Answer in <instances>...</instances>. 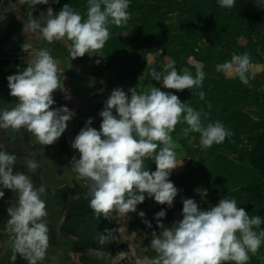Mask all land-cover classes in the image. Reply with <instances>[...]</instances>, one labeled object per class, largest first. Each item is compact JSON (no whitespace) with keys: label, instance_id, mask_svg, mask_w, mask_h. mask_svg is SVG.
Listing matches in <instances>:
<instances>
[{"label":"clouds","instance_id":"9594fccd","mask_svg":"<svg viewBox=\"0 0 264 264\" xmlns=\"http://www.w3.org/2000/svg\"><path fill=\"white\" fill-rule=\"evenodd\" d=\"M31 6L48 4L49 0H26ZM87 18L69 4L54 12L47 9L45 24L30 17L28 29L39 30L43 38L52 43L61 39L72 42V59L86 53H98L110 38L109 24L120 26L130 19L131 0H87ZM221 7L232 8L236 0H218ZM99 56H103L100 54ZM99 63V60L96 61ZM250 57L247 53L233 54L232 62L218 65L217 70L231 68L244 84L248 83ZM195 75L179 73L175 61L166 63L162 70H152L151 76L165 89L177 92L202 87L205 79L203 66L195 64ZM57 63L46 49H39L34 58L21 71L7 76L9 94L17 103L10 109H0V128H26L43 145H51L66 131L75 112L66 105L55 104L53 93L61 90ZM161 87H151L142 93H126L114 88L104 101L98 115L102 118L99 130L92 127L89 117L74 137L71 147L78 151L71 163L79 176L89 181V206L97 214L117 209L122 214L136 212L137 205L152 198L168 208L173 206L178 188L170 180L172 171L182 165L177 161L176 144L171 132L183 121L189 132L199 133L205 148L222 143L231 135L220 121L202 123V113ZM201 99L204 93H198ZM159 149V150H158ZM149 156L156 168L151 171L144 165ZM17 157L0 146V198L2 189L16 192L17 202L9 207L8 225L14 233L15 251L29 264H37L45 257L48 248V227L44 186H34L31 177L14 171ZM27 167L35 172L38 165L27 161ZM201 198L207 191H197ZM144 217L143 211L138 212ZM166 210L154 214L160 235L151 241L157 253L145 264H247L249 253L255 254L264 243V230L255 231L264 220L237 205L235 199L223 197L207 210L199 207L193 198H182V218L170 226L162 223ZM147 227L151 222L145 220ZM107 238L101 235L99 243ZM15 261L16 256L11 258Z\"/></svg>","mask_w":264,"mask_h":264},{"label":"trees","instance_id":"16d2710c","mask_svg":"<svg viewBox=\"0 0 264 264\" xmlns=\"http://www.w3.org/2000/svg\"><path fill=\"white\" fill-rule=\"evenodd\" d=\"M200 1L210 3L212 9L204 11ZM161 3L162 15L174 12L182 18L167 24L152 20ZM65 4L79 12L83 19L87 18V0H49L46 5L56 12ZM22 8L26 11L31 4L25 0ZM143 16L145 18L139 23L129 19L120 26L109 24L110 38L90 59L96 65L98 77H105L109 85L114 81H122L129 87L146 83L150 77L147 71L162 70L148 65V54L156 47L162 50L161 56L175 61L181 74L186 68L195 75L194 62L202 65L205 79L202 87L196 89L198 92L188 89L167 92L176 94L182 102L200 111L202 123L220 121L231 135L199 155L179 179L184 192L177 197L206 190L211 194V206L223 197L235 199L250 217L259 215L264 220V119L253 117L248 109L250 104L259 103L261 83L249 70L247 84L242 83L233 70L229 74V68L217 70L218 65L231 63L233 54L243 53L258 60L264 70V42L253 35L257 28L264 34V0H236L232 8L221 7L218 0H155ZM176 26L181 27L183 33L169 35ZM199 34L208 36L209 43L199 46L195 40ZM238 40H242V44ZM153 86L161 87V84L152 80L150 87ZM201 91L205 95L203 99L198 95ZM191 133L195 141H199L200 134ZM59 140L62 148L66 146L64 136ZM228 141H232L228 147L233 157L223 153ZM254 230L258 233L264 230V223ZM251 258L254 262L250 264H264V243Z\"/></svg>","mask_w":264,"mask_h":264},{"label":"crops","instance_id":"0c3cea01","mask_svg":"<svg viewBox=\"0 0 264 264\" xmlns=\"http://www.w3.org/2000/svg\"><path fill=\"white\" fill-rule=\"evenodd\" d=\"M0 44L14 51H21L24 67L30 64L34 53L43 48L49 51L60 70L61 90L53 93L55 104L52 107L66 105L75 112L65 131L70 138L69 144L62 148L60 140L51 145L39 143L26 128H0V146L17 157L14 171L23 172L31 177L36 187L44 186L42 199L46 204L48 227V248L45 257L37 264H118L114 260L118 250L125 249L134 264H145L157 253L151 247V230L160 235L154 214L162 208L166 216L162 223L170 226L182 218V199L175 197L173 206L168 208L146 197L137 205L136 212L126 215L115 210L117 225L108 226L102 216L89 206L81 181L74 170L71 160L79 158L77 150L71 147L72 140L84 126L85 121L93 118L92 127L99 130L102 118L98 115L104 101L110 95L107 81L92 75L85 63L71 56H60L55 47L46 41L39 30L28 29V19L10 13V7L16 0H0ZM11 66L0 62V109H10L17 103L9 94L7 76L17 73ZM33 160L38 167L32 172L27 161ZM0 198V264H29V261L17 253L14 248L15 237L8 225L9 207L17 202V193L2 189ZM143 211L144 217L138 212ZM151 222L152 227L144 221ZM101 235L106 236L104 244L99 243ZM15 255L16 259L11 258Z\"/></svg>","mask_w":264,"mask_h":264},{"label":"rangeland","instance_id":"374dc122","mask_svg":"<svg viewBox=\"0 0 264 264\" xmlns=\"http://www.w3.org/2000/svg\"><path fill=\"white\" fill-rule=\"evenodd\" d=\"M24 2L25 0H16L15 3H13V5L10 7V13L12 12L16 16H22L25 19L29 18V16L31 17L33 16L32 18L37 19L40 22L41 26H43L46 20L48 19L47 17L48 6L46 4H37L33 7L31 6L30 9L24 11V9L22 8V5L24 4ZM154 2L155 0H131L128 11L130 13V19L132 23H139L140 20L144 19L145 18V16H143L144 12H146L149 9L150 5L154 4ZM199 5L200 7H202L204 11H209L212 9V5L206 1H200ZM159 6H160V9L157 11L154 17H151L152 20L154 21L158 20L161 22V24H167V23H172V22L174 23L178 19L182 18L181 16H179L177 13H174V12H166L162 15L164 7L162 3L159 4ZM38 16H41L40 19L36 18ZM130 26H133V25H130ZM258 30L259 29L257 28L253 32V35L255 38H258L262 42H264V34ZM175 33L182 34L183 30L181 29V27L176 26L173 30L171 29L168 32L169 35L171 34L173 35ZM195 40L197 41V44L201 46V45L208 44L210 41V38L208 36L199 34L198 36H196ZM239 43L242 44V40L239 41ZM49 44L55 47L57 54H59L60 56H70V49L72 46V42L67 40L66 38L58 40V41H53L52 43H49ZM161 54H162V50L156 47L154 52H151L150 54H148V57H147L148 65L151 67L158 66L160 67V69H162L166 63L170 62V58H168L167 56H161ZM75 59L78 60L80 63H85L87 66L86 67L87 70L92 75L99 76L97 74L95 63L90 60L91 56H89L87 53L83 57H77ZM194 64H198V63L194 62ZM248 70L251 73L257 75V79L261 83V86H259L261 95L259 98V103H256V104L252 103L249 105V107L248 106L247 107L250 113L253 115V117L254 116L257 118L261 117L264 119V70H263V66L260 64L258 60L254 58H250V64H249ZM147 72L150 75L148 81L146 83H140L139 86L133 85V87H129V85H127L126 83L122 81L121 82L114 81L111 85H109L105 77H101V78L107 81V84H108L107 89L109 93H111V91L114 88L119 87L123 89L126 93L129 92L131 94L134 92V93L139 94L142 92H146L151 88L150 84H151V81L153 80L151 76L152 70H150V72L149 71ZM181 72L184 73L188 71L186 70V68H183ZM228 72L229 74H231L232 69L229 68ZM163 90L167 92L170 89L164 88ZM189 90L192 92H198L196 89H189ZM187 126L188 125L185 122L184 123L179 122L175 126V130L170 133L173 138V142L176 144L175 152H176L177 161L183 160L182 165L174 169L172 171V175L170 176V180L178 188V194H183L184 192V188L182 187L181 181H179V179L197 161V158L199 157V155L205 152L206 150V148L203 146L201 142V137L199 141H195V136L193 135V133L189 132L187 136L184 135V129L187 128ZM62 136L65 137L67 141V145H68L70 142L69 136L66 137L65 132L62 134ZM229 142H232V141H228L223 146L224 147L223 153L227 154L229 157H233L234 153L230 152L231 148L228 147ZM144 165L146 168H149L151 171H154L156 168L154 161H152V158L149 156H146L144 158ZM182 198H193L194 200H196L199 207L201 208H208L212 205L210 201V198H211L210 193H207L206 197L201 198V196L199 195L197 191H192V193L188 195L187 197L186 196L179 197V199H182ZM249 257L250 258L247 264H250V262H254V259L251 258L252 253H249Z\"/></svg>","mask_w":264,"mask_h":264},{"label":"built area","instance_id":"2783aa9c","mask_svg":"<svg viewBox=\"0 0 264 264\" xmlns=\"http://www.w3.org/2000/svg\"><path fill=\"white\" fill-rule=\"evenodd\" d=\"M2 4V1H0V5ZM0 62L3 64L9 65L13 67L15 70L20 71L24 68V60L22 58L21 51H14L11 49H8L7 47L0 44ZM67 137V136H66ZM82 187L90 199V193H89V181L82 178L81 181ZM102 218L104 219L105 223L108 226L115 227L117 225V218L115 214V210H110L108 213H100ZM157 231L155 229L151 230V236L156 237ZM115 259L118 261V264H134L130 258L127 256L125 249L118 250L115 254Z\"/></svg>","mask_w":264,"mask_h":264}]
</instances>
